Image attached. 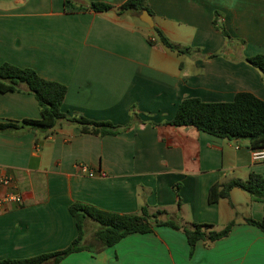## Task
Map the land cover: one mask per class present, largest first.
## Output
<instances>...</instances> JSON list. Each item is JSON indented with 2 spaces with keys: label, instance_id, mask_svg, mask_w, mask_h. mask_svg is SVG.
Segmentation results:
<instances>
[{
  "label": "crops",
  "instance_id": "crops-1",
  "mask_svg": "<svg viewBox=\"0 0 264 264\" xmlns=\"http://www.w3.org/2000/svg\"><path fill=\"white\" fill-rule=\"evenodd\" d=\"M67 1L86 10H69ZM126 1L0 0V67L31 68L67 86L62 110L69 117L124 129L99 137L62 121L47 132L0 131V174L13 179L0 185V196L22 197L21 205L0 209V261L67 248L78 235L69 208L80 202L122 215L147 206L184 227L235 225L193 252L185 233L168 226L100 250L99 224L89 219V249L59 264H264V232L246 222L264 220V201L234 188L229 200L209 202L217 183L264 176L249 140L166 124L188 98L232 102L248 92L264 100L263 75L244 60L264 54V0H147L140 13L121 9ZM93 3L112 8L97 12ZM154 28L184 53L166 48ZM40 118L33 94L0 93V124Z\"/></svg>",
  "mask_w": 264,
  "mask_h": 264
},
{
  "label": "trees",
  "instance_id": "trees-1",
  "mask_svg": "<svg viewBox=\"0 0 264 264\" xmlns=\"http://www.w3.org/2000/svg\"><path fill=\"white\" fill-rule=\"evenodd\" d=\"M66 8L86 10L82 7L75 8L70 1L66 2ZM111 8L110 5L102 3L90 5V9L97 12H107ZM121 9L140 13L147 10V0H127ZM215 25L227 36L217 21ZM154 31L166 48L179 54L184 53V50L172 43L160 29L154 28ZM244 60L257 69L264 78V54ZM7 92L33 94L38 102L41 118L25 119L18 124H0V131L7 128L30 127L47 132L62 121L78 125L82 134L85 135L103 137L117 135L124 131L122 127L111 122H96L82 116L66 115L62 108L67 95V86L41 77L34 69L19 68L9 63L3 64L0 67V93ZM166 124L175 127H193L221 139L249 140L252 151L264 150V100L252 93H238L232 102L208 103L197 98L185 99L180 103L174 118ZM234 188L249 193L255 201H264V176L252 173L246 181L232 180L226 184L213 185L209 192V202L214 204L221 199L229 200L230 192ZM69 210L75 219L78 235L67 248L27 259H4L0 261V264H59L70 254L89 249L83 245L85 224L89 219L99 224L94 239L100 250L114 246L130 234H147L153 232L155 227L168 226L185 233L193 252L197 242L213 243L226 238L235 225L232 222L220 231L209 224H193L192 227H184L170 220H162L160 217L166 214L165 211L151 212L147 206H143L140 212L134 215L107 212L80 202L73 203ZM246 222L264 232V220L246 219Z\"/></svg>",
  "mask_w": 264,
  "mask_h": 264
},
{
  "label": "built area",
  "instance_id": "built-area-1",
  "mask_svg": "<svg viewBox=\"0 0 264 264\" xmlns=\"http://www.w3.org/2000/svg\"><path fill=\"white\" fill-rule=\"evenodd\" d=\"M252 158L255 162H264V150H254L252 151ZM83 172L88 174L89 177L93 178L95 176L93 171L88 170L83 167ZM13 179L9 176L0 174V185L8 187L12 184ZM16 203L18 205L22 204V197L19 194L13 193L5 196H0V209L8 204Z\"/></svg>",
  "mask_w": 264,
  "mask_h": 264
},
{
  "label": "water",
  "instance_id": "water-1",
  "mask_svg": "<svg viewBox=\"0 0 264 264\" xmlns=\"http://www.w3.org/2000/svg\"><path fill=\"white\" fill-rule=\"evenodd\" d=\"M143 13H144V16H147L149 19L151 18L150 15H149V13H148L147 11H144ZM142 20H143L145 23H147V24H149L150 26H152L151 21H150V22L147 21L144 17L142 18Z\"/></svg>",
  "mask_w": 264,
  "mask_h": 264
}]
</instances>
